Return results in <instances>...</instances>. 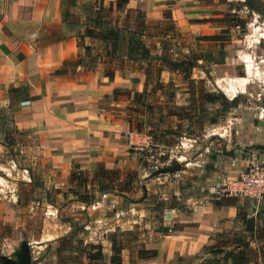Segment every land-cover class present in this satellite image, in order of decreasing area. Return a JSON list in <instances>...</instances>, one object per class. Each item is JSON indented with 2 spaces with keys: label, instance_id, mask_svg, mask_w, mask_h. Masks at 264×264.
<instances>
[{
  "label": "rangeland",
  "instance_id": "rangeland-1",
  "mask_svg": "<svg viewBox=\"0 0 264 264\" xmlns=\"http://www.w3.org/2000/svg\"><path fill=\"white\" fill-rule=\"evenodd\" d=\"M193 3L201 8L193 11L194 15L208 16L181 23L188 30H180L173 18L172 22L163 18L161 23L147 22L146 27V34L158 37L161 52L173 59L190 58L193 66L185 73L180 67L162 75L151 56L154 49L150 48L151 57L143 65L136 63L140 58L134 53L137 58L128 66L144 67V72L151 67L145 92H140L139 101L129 89L113 92L120 99L117 108L123 111L129 132L135 134L134 143L127 148L128 162L108 169H117L121 181L130 180V191H98L92 173L98 166L106 167L103 164L82 170L81 175L74 167L71 177L39 159L30 161L24 133L12 135L11 131L0 140V184L5 206L10 208L0 235L2 257L17 260L15 253L26 242L34 257L32 264L44 257L47 264H77L83 245L92 242L102 246L98 264H110V238L115 236L125 246L122 264H138L145 255V244L154 242L155 232L162 229L160 223L170 218L166 212L175 207L188 210L226 195L217 188L223 179H235L251 159L264 161V11L250 0ZM143 15L128 11L121 27L138 29ZM199 27L208 31L205 35L222 39L202 40ZM190 91L195 92L197 101L189 109ZM203 93L219 100H202ZM172 113H190L192 118L188 121ZM175 159L183 164L180 171L146 177ZM81 177L87 181L78 186ZM81 194L93 199L82 202ZM227 198L236 200L237 207L250 215L264 209V197L260 202L243 196ZM163 227L166 231L167 226ZM232 231L240 232V223ZM2 257L0 264H12ZM82 259L85 261L84 256ZM168 264H194V259L175 258Z\"/></svg>",
  "mask_w": 264,
  "mask_h": 264
},
{
  "label": "crops",
  "instance_id": "crops-1",
  "mask_svg": "<svg viewBox=\"0 0 264 264\" xmlns=\"http://www.w3.org/2000/svg\"><path fill=\"white\" fill-rule=\"evenodd\" d=\"M62 1L0 0V140L11 131L12 135L26 134L29 160L39 159L62 175L71 174L74 167L91 171L101 164L107 168L125 165L131 132L123 111L117 108L120 99L113 92L129 89L133 94L146 89L144 67L128 66L133 62L128 59L130 29L121 31L117 55L123 61L108 64L115 69L109 79L104 74L105 58L97 55L102 44L85 37V45L91 47L86 54L77 43V35L84 33L100 1L108 5L115 0H74L69 6ZM192 4L193 0H128L121 8L114 6L112 14L121 27V19L130 10L144 13L146 22L160 21L163 12L171 10L180 30H188L181 23L208 16L194 15L192 12L201 8ZM199 28L198 34L208 33V26L206 30ZM156 38H141V44L157 53L151 56L161 52ZM148 59L136 63L143 65ZM168 71L163 68L161 74ZM5 196L0 184V235L10 211ZM229 196H215L188 210L175 207L166 212L170 218L160 223L161 232H155L153 243L145 244L155 254L137 263L168 264L184 257L198 264L221 257L210 249L216 245L217 233L236 227L237 201ZM163 226H167L166 231ZM35 264H47L46 258Z\"/></svg>",
  "mask_w": 264,
  "mask_h": 264
},
{
  "label": "trees",
  "instance_id": "trees-1",
  "mask_svg": "<svg viewBox=\"0 0 264 264\" xmlns=\"http://www.w3.org/2000/svg\"><path fill=\"white\" fill-rule=\"evenodd\" d=\"M67 3V5H73L74 0H64L62 3ZM128 0H115L114 2H110L108 5H105L102 1L95 8V14L93 17L88 19V24L84 30L83 34L77 35V43L79 46L83 47L86 54L90 53L91 47L89 45H85L84 38L88 37L93 40H97L102 44L101 53H97L100 58H105L104 62H106V67L104 68V74L112 79L114 76L115 69L111 66H108L109 63H112L114 60L122 62L123 60L117 55L118 44L120 39L121 31L126 29L125 26L120 27L114 21L113 18V7L121 8L125 5ZM67 8V7H65ZM64 8V11L66 9ZM140 12V11H138ZM141 13V12H140ZM163 19H168L172 22V16L170 10H165L163 12ZM138 29H130V40L128 46V59L134 60L137 58L134 56V53L137 54L139 50L140 53L138 58L147 59L150 56V49L145 45L141 44L142 36L151 37L152 33L146 34L147 22L145 20V15L142 16L141 19L137 22ZM161 23V21H160ZM222 37L220 35H205L202 37V40L209 41H219ZM140 45V46H139ZM164 47V46H163ZM166 49V48H164ZM153 59L157 61L156 66L158 72L163 70V68L172 71L174 69L178 70L182 67V71H188L190 66L192 65L190 58H177L173 59L169 57L165 52H161L159 55L153 56ZM195 59V58H194ZM79 62V61H78ZM145 69V85L148 84V80L151 73V67ZM189 76L186 75L185 78ZM145 92V89L144 91ZM190 91V104L188 108L190 109L193 104L197 101L195 98V92ZM204 97L201 99L208 100L211 103L217 102L219 100L218 96L213 95L211 93H203ZM141 97L140 92L134 93V99L139 101ZM176 116H180V118H184L188 121L191 120V114L187 113L186 115H180L172 113ZM79 175L82 174V170L77 168ZM71 177H74V173L70 174ZM78 178V177H77ZM92 179L94 183H96L98 191L100 192H113V191H130L131 190V182L126 179L121 181L119 179L118 170L117 169H108L103 166H98L93 170ZM87 179L85 177L77 179V185L82 186L85 184ZM122 182V183H120ZM122 184L123 188L116 189L115 186H120ZM93 199L91 196L87 194L80 195V201L89 202ZM264 209H260L256 211L254 214H249L245 209H241L237 207L236 211V222L240 223V232L237 231H223L217 233L215 235V239L217 244L214 245L210 252L214 255L222 254L221 257H214L205 259L198 264H264ZM126 233V232H124ZM121 234V233H120ZM123 234V233H122ZM111 241V256H110V264H122L121 252L125 248L123 244H121L120 239H117L115 236L110 238ZM82 244V243H81ZM61 249V248H60ZM80 250V249H79ZM142 252L145 254L144 256H140V258H145L148 256H152L155 254V251H151L148 249H142ZM141 252V253H142ZM85 257V261H83L82 257ZM79 257L77 264H98V262L102 259V246L101 244L88 242L83 245L82 250L79 251ZM78 257V258H79ZM178 259H182V257H178ZM1 261V255H0Z\"/></svg>",
  "mask_w": 264,
  "mask_h": 264
},
{
  "label": "built area",
  "instance_id": "built-area-1",
  "mask_svg": "<svg viewBox=\"0 0 264 264\" xmlns=\"http://www.w3.org/2000/svg\"><path fill=\"white\" fill-rule=\"evenodd\" d=\"M29 101H23V104ZM133 133L129 134V142L132 141ZM217 188L225 191L230 196H243L260 202L264 197V161L258 162L251 159L246 168L233 180L223 179Z\"/></svg>",
  "mask_w": 264,
  "mask_h": 264
},
{
  "label": "water",
  "instance_id": "water-1",
  "mask_svg": "<svg viewBox=\"0 0 264 264\" xmlns=\"http://www.w3.org/2000/svg\"><path fill=\"white\" fill-rule=\"evenodd\" d=\"M253 3H255L257 6H259L263 11H264V3L260 0H250ZM182 163L178 160H172L170 163L158 166L154 168L151 173L146 175V177L150 176H156L159 174H169L172 175L182 169ZM141 188L143 189L144 195L146 194V188L144 184L141 185ZM17 256V260L13 259H6L2 257V260H9L12 264H32V258H31V253H30V245L26 242L21 244L20 246V251L15 253Z\"/></svg>",
  "mask_w": 264,
  "mask_h": 264
},
{
  "label": "bare ground",
  "instance_id": "bare-ground-1",
  "mask_svg": "<svg viewBox=\"0 0 264 264\" xmlns=\"http://www.w3.org/2000/svg\"><path fill=\"white\" fill-rule=\"evenodd\" d=\"M229 92V91H228Z\"/></svg>",
  "mask_w": 264,
  "mask_h": 264
}]
</instances>
